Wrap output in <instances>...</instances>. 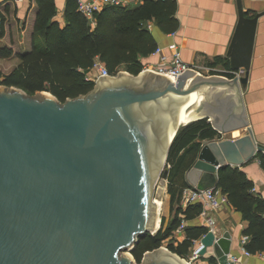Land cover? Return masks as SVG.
Returning a JSON list of instances; mask_svg holds the SVG:
<instances>
[{"label": "water", "instance_id": "water-1", "mask_svg": "<svg viewBox=\"0 0 264 264\" xmlns=\"http://www.w3.org/2000/svg\"><path fill=\"white\" fill-rule=\"evenodd\" d=\"M236 3L228 56L232 71L244 70L240 77L189 71L177 79L122 71L65 102L46 91L29 95L0 88V264H136L130 254L136 243L162 227L156 188L160 179L167 187L169 152L196 91L205 94L201 119L222 114L225 120L208 119L221 137L202 141L185 175L190 187L218 188L221 167L242 166L264 152L241 95L264 11L249 16L243 0ZM238 127L246 133L222 137ZM200 242L201 257L213 249L219 264H229L228 231L218 236L209 230ZM139 264H186V259L160 246Z\"/></svg>", "mask_w": 264, "mask_h": 264}, {"label": "trees", "instance_id": "trees-1", "mask_svg": "<svg viewBox=\"0 0 264 264\" xmlns=\"http://www.w3.org/2000/svg\"><path fill=\"white\" fill-rule=\"evenodd\" d=\"M39 6L31 50L17 53L18 64L9 72L0 69V83L17 87L29 95L50 92L61 102L89 93L95 82L86 79L87 72L96 59H100L113 75L120 68L138 75L143 70L142 58L153 54L157 48L152 33L145 23L155 19L164 31L176 28L173 0H146L135 8L107 7L96 14L97 24L92 25L79 9L77 0H67L66 23L61 26L56 17L54 0H35ZM0 38L5 35L6 18L1 17ZM14 50L0 48V56L10 58ZM227 70H231L230 68ZM220 138L219 133L207 118L182 126L172 143L167 165L168 193L175 215L168 227L156 234H147L139 239L131 251L140 263L147 251L154 250L174 235L183 221L189 222L200 216L203 204L196 202L181 206L183 191L189 187L186 172L193 166L203 140ZM264 169V152L257 153ZM254 183L240 166L227 165L219 170L218 188L225 194L237 211L241 212L248 227L243 234L250 237L246 248L252 253L264 252V198L252 192ZM185 239L169 240L167 247L187 258L195 240L207 233L206 226L185 224ZM215 263L214 257H209Z\"/></svg>", "mask_w": 264, "mask_h": 264}, {"label": "crops", "instance_id": "crops-1", "mask_svg": "<svg viewBox=\"0 0 264 264\" xmlns=\"http://www.w3.org/2000/svg\"><path fill=\"white\" fill-rule=\"evenodd\" d=\"M173 1L176 3L174 14L176 28L174 30L164 31L157 25L155 19H150L145 23L157 43V48H162L164 55L168 60H171L174 47H178L182 58L187 63L212 69L210 74L204 75L206 77L228 75L226 71L231 69L228 51L238 22L236 0ZM54 3L57 12L55 20L63 27L66 23L67 0H54ZM243 3L249 10V16L264 11V0H243ZM132 4H136L135 7H138L142 1ZM135 7L130 6L129 8ZM0 9L1 17L6 18L5 35L0 38V42L12 48L14 55L31 50L32 35L39 11L37 2L35 0H20L0 6ZM89 21L93 26L97 24V18ZM8 37H10L9 40H7ZM160 60V54L144 57L142 58L143 68L147 65L157 64ZM199 94L203 96L198 107L200 110V106L205 101V94L202 92ZM241 95L248 125L253 131L255 140L264 146V14L258 20L248 84ZM210 118L216 124H222L225 120L222 114H214L207 119L211 120ZM214 122L210 121L212 125ZM244 133H246V128L238 127L228 131L222 137L234 139ZM219 136L221 137V135ZM240 167L254 183L253 187L256 191L252 192L264 198V169L259 159L255 157ZM210 214L216 222L214 231L218 236H222L227 231L232 235L229 258L234 255L240 259L241 264H264V252H259L262 253L261 257L256 254L252 256L243 254L242 239L248 237L243 234V231L247 229L248 222L244 220L241 212L227 204L219 210L210 211ZM186 224L205 226L201 216ZM249 241L250 237H248L247 243ZM213 254V249H210L208 258L212 256L216 259ZM207 262L211 263L210 258Z\"/></svg>", "mask_w": 264, "mask_h": 264}, {"label": "built area", "instance_id": "built-area-1", "mask_svg": "<svg viewBox=\"0 0 264 264\" xmlns=\"http://www.w3.org/2000/svg\"><path fill=\"white\" fill-rule=\"evenodd\" d=\"M20 0H0V6H4L10 2H16ZM137 1H142V3L146 0H77L78 9L79 11L87 17L88 20L96 19V14L101 13L107 7H126L129 8L132 3ZM154 1H165V0H154ZM0 27H1V18H0ZM174 47V46H173ZM153 54H160L161 60L157 64L147 65L143 68L142 71L148 72L152 71L162 76H171L174 78H179L185 73L189 71H193L198 75H205L210 74L211 68L203 67V66H196L191 65L184 61L181 55V51L178 47H174L172 52V59L168 60V58L164 55V51L162 48H157ZM225 77H240L244 74V70L240 69L237 71L227 70ZM112 74L106 67V65L100 60L96 59L90 71L86 74V79L96 82L97 80L101 79L104 76L110 77ZM253 192L256 191L255 187L252 189ZM201 202L203 204V210L200 213L205 226L209 230L214 231V226L216 224L214 218L211 216L210 211H216L221 209L224 205L229 204V200L225 194L221 192L219 188H210L206 190H199L196 188L188 187L183 191L182 198H181V206L187 207L190 204ZM185 223L182 222L181 226H179L174 232V238L179 239L181 235H184V228ZM205 235V234H204ZM203 235V236H204ZM202 236V237H203ZM200 237V239L202 238ZM200 239L195 240L196 249L194 252V256L189 258L191 264H195V260L199 257V248L201 246ZM248 237H243L242 239V251L243 254L246 256H252L255 253H251L247 248ZM258 256H262V253H256ZM203 264H219L217 261L216 263H208L205 262ZM229 264H241L240 259L236 256H232L229 258Z\"/></svg>", "mask_w": 264, "mask_h": 264}, {"label": "rangeland", "instance_id": "rangeland-1", "mask_svg": "<svg viewBox=\"0 0 264 264\" xmlns=\"http://www.w3.org/2000/svg\"><path fill=\"white\" fill-rule=\"evenodd\" d=\"M132 7H135L137 6L136 4H132L131 5ZM10 37L7 38V40H9ZM2 47H5V44L2 42H0V48ZM26 51H23L22 53H24ZM19 59H18V56L15 54L13 55L12 57L10 58H3L0 56V69L4 72V73H9L12 69H13V66H15L17 63H18ZM90 71V70H89ZM122 71H126L125 69L123 68H120L119 71L113 75H111V77H117L118 74ZM98 81V80H97ZM5 85H2L0 83V88H4ZM170 166L166 164L165 168H169ZM162 179H160L158 181V185H160ZM169 183V180L168 182ZM158 188H156V193L158 194V199H159V192H157ZM163 202H164V205L162 206L161 210H160V218L162 219V223H163V227H164V230L168 227L171 219H173L174 215H175V209H176V206L173 207L172 209V206H171V202H170V194L168 193V184H167V187L165 188V193H164V199H162ZM184 223L186 224L187 222L184 221ZM181 226V225H180ZM162 228V227H161ZM185 230V229H184ZM185 239V234L184 235H181V237L179 239H176L174 238V236L170 237L168 240H166L162 246L164 247H167V243H169V240H174V242H181ZM200 239V238H199ZM168 248V247H167ZM169 249V248H168ZM195 249H196V245L194 243V245L190 248V252L187 256V258H185L187 261H189V258L193 257L194 256V252H195ZM170 250V249H169ZM127 253L129 251H126ZM175 253V252H174ZM209 253V252H208ZM130 254L132 255V253L130 252ZM209 255V254H208ZM144 257V256H143ZM134 258V257H133ZM143 260V259H142ZM146 259H144V262H145ZM209 260L208 256L206 257H199L197 260H195V264H203L205 262H207ZM216 262H217V259H216ZM215 262V263H216ZM136 264H139L138 262H136Z\"/></svg>", "mask_w": 264, "mask_h": 264}, {"label": "bare ground", "instance_id": "bare-ground-1", "mask_svg": "<svg viewBox=\"0 0 264 264\" xmlns=\"http://www.w3.org/2000/svg\"><path fill=\"white\" fill-rule=\"evenodd\" d=\"M198 94H199V92H197V91L194 93V104H193L192 110H191L190 114L187 116V118L183 121V123L179 126L180 128L182 126H185V125L193 122V121L201 119V116L199 115L200 110L198 109V107L202 102L203 96L200 94L198 95ZM200 108H201V106H200ZM184 111H185V109L183 107H179L177 110L178 113H184ZM174 132H175V129H173L171 131L170 135L172 136V134ZM157 188H158L157 192H159V199L155 198L154 202H155V205H156L157 211H158L157 227H159V224L161 223L160 210H161L162 206L164 205V202L162 199H164V193H165L166 187L164 185H158ZM186 264H191V263H190V261L186 260Z\"/></svg>", "mask_w": 264, "mask_h": 264}]
</instances>
